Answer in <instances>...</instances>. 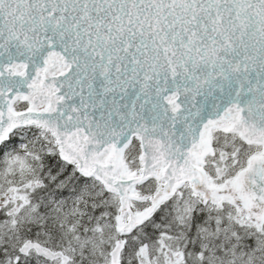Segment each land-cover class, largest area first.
Masks as SVG:
<instances>
[{
	"label": "snow or ice",
	"instance_id": "6c2138e0",
	"mask_svg": "<svg viewBox=\"0 0 264 264\" xmlns=\"http://www.w3.org/2000/svg\"><path fill=\"white\" fill-rule=\"evenodd\" d=\"M0 264H264V0H0Z\"/></svg>",
	"mask_w": 264,
	"mask_h": 264
}]
</instances>
